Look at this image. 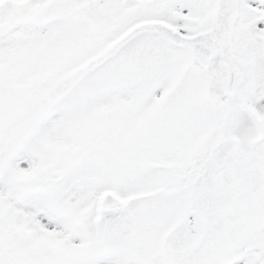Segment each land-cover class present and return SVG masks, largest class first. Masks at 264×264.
I'll return each instance as SVG.
<instances>
[{"label":"snow or ice","instance_id":"6c2138e0","mask_svg":"<svg viewBox=\"0 0 264 264\" xmlns=\"http://www.w3.org/2000/svg\"><path fill=\"white\" fill-rule=\"evenodd\" d=\"M0 264H264V0H0Z\"/></svg>","mask_w":264,"mask_h":264}]
</instances>
